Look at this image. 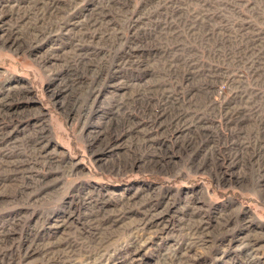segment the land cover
I'll use <instances>...</instances> for the list:
<instances>
[{"label": "rangeland", "instance_id": "rangeland-1", "mask_svg": "<svg viewBox=\"0 0 264 264\" xmlns=\"http://www.w3.org/2000/svg\"><path fill=\"white\" fill-rule=\"evenodd\" d=\"M0 264H264V0H0Z\"/></svg>", "mask_w": 264, "mask_h": 264}]
</instances>
